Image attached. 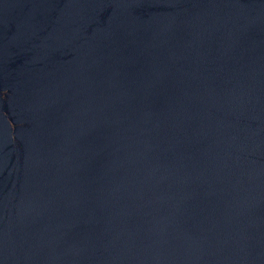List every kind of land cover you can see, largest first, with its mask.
<instances>
[{
  "label": "water",
  "instance_id": "1",
  "mask_svg": "<svg viewBox=\"0 0 264 264\" xmlns=\"http://www.w3.org/2000/svg\"><path fill=\"white\" fill-rule=\"evenodd\" d=\"M0 264H264V0H0Z\"/></svg>",
  "mask_w": 264,
  "mask_h": 264
}]
</instances>
